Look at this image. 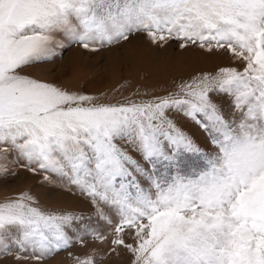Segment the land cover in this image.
Masks as SVG:
<instances>
[{
    "label": "snow or ice",
    "instance_id": "6c2138e0",
    "mask_svg": "<svg viewBox=\"0 0 264 264\" xmlns=\"http://www.w3.org/2000/svg\"><path fill=\"white\" fill-rule=\"evenodd\" d=\"M136 34L243 67L123 102L24 74L73 45L98 53ZM13 153L44 182L54 175L86 196L112 230L73 241L78 217L21 193L0 202L5 252L12 238L38 249L36 260L68 251L72 264L124 253L130 264H264V0H0V159ZM88 235L104 255H74Z\"/></svg>",
    "mask_w": 264,
    "mask_h": 264
},
{
    "label": "rangeland",
    "instance_id": "374dc122",
    "mask_svg": "<svg viewBox=\"0 0 264 264\" xmlns=\"http://www.w3.org/2000/svg\"><path fill=\"white\" fill-rule=\"evenodd\" d=\"M67 43V41H65ZM222 66L241 68L243 65L233 61L227 54H207L199 49L178 51L173 43L165 49H156L144 34L130 37L129 42L120 46L101 49L92 53L73 45L63 51V58L44 64L27 67L24 74L34 78L65 84L90 95L102 97L106 102H123L126 98L136 99L132 93L137 90L162 92L173 90L176 83L182 79L201 72H214ZM181 126L194 134L196 142L208 149L202 133L191 122L181 120ZM24 161L18 160L15 154L7 159H0V166L15 171V175L0 171V202L14 199L21 193L33 196L39 206L46 211L57 214L71 213L78 217L67 230L73 241L85 235V229H96L104 234L111 233V225L99 220L95 215L90 200L81 195L75 188L69 193L64 189L62 179L52 176V184L43 181L42 173L33 174L21 167ZM74 193V194H73ZM87 246L74 243L71 251L81 258L86 257L95 249L97 257L104 255L99 242L86 236ZM127 239H131L130 237ZM7 252L0 247V264H72L68 251L47 256L42 260L33 257L39 255L30 245L21 248L12 238H6ZM103 264H130V257L124 253L117 257L114 254L107 257Z\"/></svg>",
    "mask_w": 264,
    "mask_h": 264
}]
</instances>
